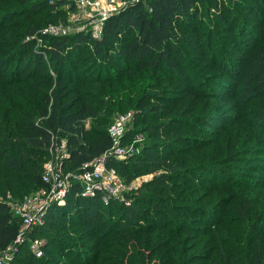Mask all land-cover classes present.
<instances>
[{
  "label": "trees",
  "instance_id": "trees-1",
  "mask_svg": "<svg viewBox=\"0 0 264 264\" xmlns=\"http://www.w3.org/2000/svg\"><path fill=\"white\" fill-rule=\"evenodd\" d=\"M207 1L137 0L109 16L102 36L95 38L86 31L71 36L41 34L34 20H26L41 10L74 7L75 0H0V187L3 189L0 254L12 247L15 255L7 264H57L53 259L58 264H192L197 261L204 264L211 259L206 252L207 242L195 254L188 252L191 248L186 232L192 226L187 219L184 221L181 213L189 209L206 210L207 205L194 204L196 199L191 196L194 191L190 183L195 179L188 178V174L205 168L206 176L219 181L222 176L216 174L217 164L199 161L219 151L215 148L201 151L196 146L194 153L192 148L181 146L179 143H184L181 139L186 134H174L173 129H179L180 125L175 126L177 121L188 122L184 116L165 120L161 117L167 112L160 117L150 116L156 122L144 128L148 139L142 155L135 160L131 156L126 160L107 158L108 166L125 175L127 181L145 167L156 172L152 181L145 184L146 190L139 188L130 194L129 204L119 199L104 204L100 196L84 197L81 186L76 183L65 205H53L44 224L28 232L25 240L18 241L21 220L5 201L8 196L20 200L33 189L46 186L44 163L54 141L61 143L64 137L67 142L66 170L90 167L114 144L109 129L117 111L137 109L145 114L151 98L166 99L160 92L155 96L145 92L142 97L134 98L132 81L138 77V90L143 92L146 86L143 76L136 73L143 74L146 70L159 78L165 73L183 76L184 52L180 43L192 41L179 29L182 24L189 25L192 19H201L195 13L199 4ZM255 28L256 38L245 50L240 71L234 74L231 84L239 79L249 97L259 98L255 117L264 126V9ZM38 34L44 39L45 48L35 46ZM87 46L94 55L88 62L92 72L81 71L77 75L73 68L82 57L80 51ZM25 51L33 59L49 63L55 75H50L47 67L40 82L31 84L28 79L31 72L20 65ZM115 60L123 63L122 69L128 71L127 75L115 74ZM71 82L75 84L72 86ZM30 86L37 98L31 96L29 101L26 94H30ZM94 117L102 126L93 129L95 136L92 137L85 132V121ZM160 169L164 172L157 174ZM177 179H186V182ZM233 183H208L211 191L198 197L206 200L221 197ZM242 183L249 191L236 193L230 212L247 219L256 209L259 197L251 194L250 189L258 185ZM217 190L219 194L215 196ZM259 225L256 221L250 227ZM258 233L260 249H247L245 253V259L252 264H264V230ZM34 239L42 240L40 257L30 249ZM224 245L213 262L238 264L235 258H230L233 245L229 242Z\"/></svg>",
  "mask_w": 264,
  "mask_h": 264
},
{
  "label": "rangeland",
  "instance_id": "rangeland-1",
  "mask_svg": "<svg viewBox=\"0 0 264 264\" xmlns=\"http://www.w3.org/2000/svg\"><path fill=\"white\" fill-rule=\"evenodd\" d=\"M110 2L112 1L102 0L99 8L86 4L84 8L65 5L61 7V11L60 9L41 10L26 20H34L41 34H46L45 30L49 26L61 24L65 29L63 35H76L90 31L95 25L94 22L99 19L100 12L105 8L106 10L114 7L119 9V6L116 7ZM263 9L264 0H208L199 4L195 14L201 19H192L189 25L182 24L179 29L184 37L192 41L191 44L180 43L184 52L183 76L175 77L165 73L159 78L153 77L146 70L143 74L136 73V76H143L141 78L146 86L143 92L142 89L139 91V78L137 77L134 82L132 81L134 90L131 96L142 97L145 92L155 96L154 94L160 92L164 93L166 99L151 98L145 114L137 109L117 111L112 117L113 127L109 129V132L113 133V129L118 127L115 131L118 142L127 146L132 160H135L143 154L146 148L148 133L144 128L156 122L155 117H160L163 112H167V115L161 117L163 120L178 115L188 119L187 123L177 121L176 127L182 124L184 127L178 126L179 129H173L174 134H186V137L181 139L184 143H179L182 144L181 146L192 148L191 151L194 153L197 152L196 146L200 147L201 151L209 148L219 151L215 156L199 159V161L217 164L216 174L222 176L219 181L206 176L205 168L188 174V178L195 179L193 183H190L194 191L191 196L196 199L194 204L207 205L206 210L201 212L198 209H189L181 213L184 221L187 219L192 226L186 232L191 248L188 252L195 254L204 242L209 243V249L206 252L212 257L204 264H215L213 258L218 255V250L225 246V242L233 245L230 258H235L238 264H252L245 259L247 249L255 250L261 247L257 239L259 240L261 236L258 232L264 230V126L261 125L260 120H256L257 116L255 117L259 98L249 97L242 90L239 79L234 84L231 82L235 80L234 74L237 75L240 71L245 50L256 38L255 25ZM116 12L114 11L113 14ZM24 38L29 40V37ZM119 38L126 39V37ZM34 44L36 47L45 48V41L40 38L39 34ZM92 54L89 46L80 51L82 57L78 59L73 68L75 74L78 75L81 71L84 72L83 74L92 72L88 66L91 56H94ZM21 58L20 65L26 66L27 71L32 74L28 78L31 84L40 82L47 67L50 75H55L49 63L33 59L26 51ZM113 66L115 74L124 72L122 62L115 60ZM124 73L127 75L128 71ZM74 84L71 82L72 86ZM30 90V94H26L29 101L32 100L31 96L37 98L32 86ZM171 108L173 110H170ZM99 126H102V123L96 117L88 118L85 121V132L94 137L93 129ZM61 140L64 141L65 138L62 137ZM188 140L193 142L189 143ZM63 152L64 148L61 147L49 149L45 158L44 170L49 160H55L56 156L58 154L61 156ZM140 171L131 181H127L128 179L121 172L117 174L121 186L120 197L124 198L125 204L130 203L128 200L130 194H135L139 188L146 190L145 184L150 183L155 177L156 172L146 167ZM157 172V174L164 172V169ZM177 180L186 182V179ZM224 181H235V183L230 190L223 191L221 197L218 195V190L215 192L217 197L207 200L198 197L211 191L212 188L208 183L219 184ZM242 182L258 185L255 189H250L251 194H258L259 197L256 199V209L254 208L247 219L230 212V206L236 193L249 191L241 186ZM2 190L0 187V198L3 197ZM39 191L41 188H35L27 195H34ZM144 206H147V203ZM136 207L140 208L142 205H136ZM256 221H259L260 225L252 229L250 225ZM199 226L201 229L198 228ZM14 258L13 248L4 254V259L8 262ZM53 261L58 264L57 259ZM192 264L200 263L197 261Z\"/></svg>",
  "mask_w": 264,
  "mask_h": 264
},
{
  "label": "built area",
  "instance_id": "built-area-1",
  "mask_svg": "<svg viewBox=\"0 0 264 264\" xmlns=\"http://www.w3.org/2000/svg\"><path fill=\"white\" fill-rule=\"evenodd\" d=\"M110 1H112L110 3H113L116 7L119 6V9H122L137 0ZM86 4L87 6L90 5L94 8H99L102 5V0H75V6L78 8H84ZM119 9L114 7L106 10L105 8L100 12L99 19L94 22L95 25L88 32L91 33L93 37L100 38L103 33L105 21L114 11L118 12ZM45 32L46 34L54 36L63 35L65 29L61 24H55L49 26ZM117 129L118 127L113 129L114 132L111 133L114 137V144L110 150L102 157L94 160L90 167H84L81 170H66L64 168V163L69 155L66 140H61V143L55 141L52 143L50 150L54 147L56 149L61 147L64 148V152L61 156L58 154L55 160H49L45 164L43 180L46 186L41 188V191L37 194L26 195L20 200H14L11 196H8V199L5 200L10 205L13 214L18 216L21 220L18 241L25 240L28 232L44 224L47 212L53 205H65L66 198L76 183L81 186V195L84 197L100 196L104 204H108L113 199L125 201L123 197H120L121 186L118 182V172L114 167L108 166L107 164V158L110 156H114L120 160H126L131 156L127 146L118 142L116 138L117 132H115ZM30 249L37 257L42 256V240H32L30 242ZM10 250H12V247H8L0 254V264L8 263V261L4 259V254Z\"/></svg>",
  "mask_w": 264,
  "mask_h": 264
}]
</instances>
